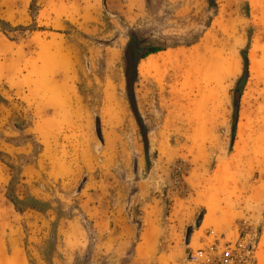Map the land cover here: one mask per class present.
Instances as JSON below:
<instances>
[{"label":"rangeland","instance_id":"374dc122","mask_svg":"<svg viewBox=\"0 0 264 264\" xmlns=\"http://www.w3.org/2000/svg\"><path fill=\"white\" fill-rule=\"evenodd\" d=\"M215 2L207 26L205 0H0V264H190L215 240L264 264V0ZM131 34L167 47L136 113Z\"/></svg>","mask_w":264,"mask_h":264},{"label":"trees","instance_id":"16d2710c","mask_svg":"<svg viewBox=\"0 0 264 264\" xmlns=\"http://www.w3.org/2000/svg\"><path fill=\"white\" fill-rule=\"evenodd\" d=\"M205 3L207 5V12L211 14V16L208 18V23H207V26H209L211 19L216 15L217 6L215 0H205ZM194 43L195 42H191L186 46H191ZM165 49H167V47L165 46L144 48L142 39L138 38L136 34H131L129 38V42L127 43L122 55V70H123V76L125 82V96L131 106V109L135 113H136V108H135V96L133 89H134V85L138 81V71H137L138 64L141 60H143L147 56L159 53L161 51H164ZM241 57L243 61L242 75L240 76V78H238L235 88L233 90L234 116L238 107V98L240 97L243 85L248 78L247 52L243 51L241 53ZM4 101L5 100L0 96V103H3ZM144 147H145L146 161L148 163L147 154H146L147 141H145ZM8 200L14 207L15 212L17 213H22L25 210H34L37 212H43L47 206L44 203L37 202L31 197H28L26 200H22V201L9 197ZM34 204L36 206H34Z\"/></svg>","mask_w":264,"mask_h":264},{"label":"built area","instance_id":"2783aa9c","mask_svg":"<svg viewBox=\"0 0 264 264\" xmlns=\"http://www.w3.org/2000/svg\"><path fill=\"white\" fill-rule=\"evenodd\" d=\"M190 264H256L254 252L242 243L215 240L204 248L191 251Z\"/></svg>","mask_w":264,"mask_h":264},{"label":"bare ground","instance_id":"6f19581e","mask_svg":"<svg viewBox=\"0 0 264 264\" xmlns=\"http://www.w3.org/2000/svg\"><path fill=\"white\" fill-rule=\"evenodd\" d=\"M27 1L28 0H23V2L24 3H27ZM155 67V63H154V60L152 59V56H148L147 58H146V60L144 61V62H142L140 65H139V70L141 71V72H146V71H149L150 69H153ZM115 111H116V109H115ZM119 112V111H118ZM110 113H112V112H110ZM117 114L118 113H116V112H114L113 113V116L116 118V116H117ZM3 215V214H2ZM5 215V214H4ZM3 217V216H2ZM7 217V216H6ZM4 224V223H3ZM2 224V226H0V230H1V232L0 233H2L6 228H7V226L6 225H3ZM73 229V228H72ZM74 231L72 230V232H71V235H73L74 233H73ZM2 254V253H1ZM18 261V260H17ZM17 261H16V258H13L11 261H10V264H18L17 263ZM7 263V262H6Z\"/></svg>","mask_w":264,"mask_h":264},{"label":"water","instance_id":"95a60500","mask_svg":"<svg viewBox=\"0 0 264 264\" xmlns=\"http://www.w3.org/2000/svg\"><path fill=\"white\" fill-rule=\"evenodd\" d=\"M95 132L97 133V136L101 139V136H100V127H99V120L96 119V123H95ZM202 219V218H201ZM200 219V221H201ZM191 231L192 229L191 228H188L187 229V234H186V242H189V239H190V235H191Z\"/></svg>","mask_w":264,"mask_h":264}]
</instances>
